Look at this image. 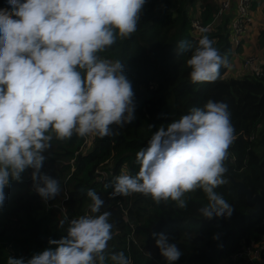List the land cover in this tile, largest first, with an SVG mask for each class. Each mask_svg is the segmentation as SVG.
Segmentation results:
<instances>
[{"label":"clouds","instance_id":"1","mask_svg":"<svg viewBox=\"0 0 264 264\" xmlns=\"http://www.w3.org/2000/svg\"><path fill=\"white\" fill-rule=\"evenodd\" d=\"M0 8V208L11 181L31 169L32 189L44 201L60 194L57 178L42 171L53 139L74 135L100 139L135 119V93L122 60L101 56L137 31L146 0H6ZM195 46L178 44L194 84L215 82L228 66L226 54L200 29ZM150 129L155 125H148ZM229 106L212 99L161 124L136 153L137 174L115 177L111 195L142 194L157 205L187 208V194L202 190L203 218H230L234 207L215 191L226 184L225 161L235 139ZM86 192L90 214L62 219L66 235L30 258L9 256L7 264H133L123 250L110 252V212L94 189ZM167 264L183 254L164 233H152ZM216 239V237H213ZM55 245V247H51ZM151 254L149 253V256Z\"/></svg>","mask_w":264,"mask_h":264},{"label":"trees","instance_id":"2","mask_svg":"<svg viewBox=\"0 0 264 264\" xmlns=\"http://www.w3.org/2000/svg\"><path fill=\"white\" fill-rule=\"evenodd\" d=\"M219 1L146 0L132 37L117 38L116 44L100 54L122 60L135 93V119L123 129H116L118 134L112 140L98 141L94 137L88 147L85 137L74 135L64 142L53 139L42 171L60 183V194L54 200L44 202L33 191L31 169L22 174V182L11 181L0 208V264H7L9 256L28 259L49 247V239L66 235L68 224L58 228L56 215L60 206L68 218L90 214L91 201L81 189H94L104 201L101 212L111 213L109 219L114 227L108 250H123L133 264H167L156 247L153 232L164 233L169 243L177 244L182 251L173 264H220L243 244L259 240L264 232V207L255 212L254 205L237 193L230 178L242 182L253 193L264 188V74L257 76L242 67L240 73H227L241 43L232 49L230 21L235 4L230 13L228 10L215 20ZM261 4L264 0L251 1L245 28L252 26V13ZM5 7L6 0H0V8ZM192 19L207 26L206 34L227 56L228 66L221 68L215 82L192 83L186 63L191 52L179 51L180 41L190 40L195 46L203 34L194 31ZM253 44L251 53L262 57L264 22ZM209 99L229 106L235 129L225 161L228 182L215 189L234 207L231 217L203 218L198 209L208 201L202 190L187 194L186 209L177 208L174 202L157 206L150 197L139 193L113 197L115 177L137 174L140 165L136 153L147 146L152 133L161 124L166 126L187 114L193 106L202 107ZM148 125L155 127L150 129ZM101 176L103 179H98Z\"/></svg>","mask_w":264,"mask_h":264},{"label":"built area","instance_id":"3","mask_svg":"<svg viewBox=\"0 0 264 264\" xmlns=\"http://www.w3.org/2000/svg\"><path fill=\"white\" fill-rule=\"evenodd\" d=\"M251 1L252 0H220L219 1V7L215 14V20L223 16V14H225L230 9L233 3L235 4V15L232 21L230 22V28H231L230 40L234 44L233 45L234 49L240 44V41L242 39V35L245 30V19L249 11ZM191 25L194 31H196L197 33L200 32L201 28H207V26L206 27L202 26L197 19H192ZM241 67L242 69L253 72V74L257 76H262L264 74V62L261 61L258 56L253 54H249L245 56V58L242 60ZM88 137L90 141L93 140L94 138V136H88ZM113 138L114 136L105 137L103 139L97 137V140L110 141ZM251 139L252 138L250 137L248 140L250 141ZM86 141L88 140L85 137V142ZM102 179L103 177L101 176L100 180ZM60 215L63 217V219L75 218V217L68 218L65 215L64 211L60 213ZM65 224H67V222H65ZM263 253H264V232L259 238V240L255 242L252 241L243 244L239 250H237L235 253L231 255L229 262L231 264H264Z\"/></svg>","mask_w":264,"mask_h":264},{"label":"crops","instance_id":"4","mask_svg":"<svg viewBox=\"0 0 264 264\" xmlns=\"http://www.w3.org/2000/svg\"><path fill=\"white\" fill-rule=\"evenodd\" d=\"M233 8L229 9V13L231 12ZM232 13H234L235 15V9L232 10ZM250 19H251L250 24L252 23V26H247L243 32L242 39L240 41L241 44L236 49L234 55L231 58L230 70L232 73H229V74H234V73L237 74L236 72H239V73L242 72L241 71L242 70L241 69L242 60L245 58L246 55L252 54L251 50L255 47V45L253 44V41H255V36L257 35L256 33H258L259 26L262 25L264 22V4L259 5L258 9L253 11ZM236 53L239 55L238 57H236ZM259 58L261 61L264 62V54H263V58L262 57H259ZM220 264H231V263L229 262V260H227V261L221 262Z\"/></svg>","mask_w":264,"mask_h":264},{"label":"water","instance_id":"5","mask_svg":"<svg viewBox=\"0 0 264 264\" xmlns=\"http://www.w3.org/2000/svg\"><path fill=\"white\" fill-rule=\"evenodd\" d=\"M230 182L236 187L238 194H243L246 201L254 205L255 212H258L260 208L264 207V188L258 193H253L250 188L245 187L240 181L230 178Z\"/></svg>","mask_w":264,"mask_h":264},{"label":"rangeland","instance_id":"6","mask_svg":"<svg viewBox=\"0 0 264 264\" xmlns=\"http://www.w3.org/2000/svg\"><path fill=\"white\" fill-rule=\"evenodd\" d=\"M257 34V33H256ZM233 43H231V46H232V49H233ZM239 55L236 53V57H238ZM263 57V56H262ZM231 66V65H230ZM227 73H232L231 72V70H230V68H229V70L227 71ZM236 73H239V72H236ZM235 74V73H234ZM86 139L88 140V141H86L85 143V147H88V146H90L91 145V142H90V139H89V137H86ZM98 179H101V178H98ZM65 212V209H64V207L63 206H60V208H59V213L57 214V217H58V220L60 221V220H62L63 219V217L60 215V213H62V212Z\"/></svg>","mask_w":264,"mask_h":264}]
</instances>
